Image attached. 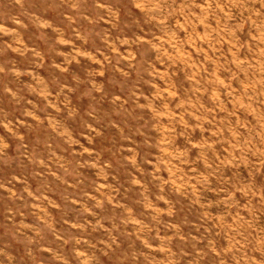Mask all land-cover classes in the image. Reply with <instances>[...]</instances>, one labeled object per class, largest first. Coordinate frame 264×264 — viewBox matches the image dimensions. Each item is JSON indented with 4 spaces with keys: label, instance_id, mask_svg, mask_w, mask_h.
Listing matches in <instances>:
<instances>
[{
    "label": "rangeland",
    "instance_id": "374dc122",
    "mask_svg": "<svg viewBox=\"0 0 264 264\" xmlns=\"http://www.w3.org/2000/svg\"><path fill=\"white\" fill-rule=\"evenodd\" d=\"M0 264H264V0H0Z\"/></svg>",
    "mask_w": 264,
    "mask_h": 264
}]
</instances>
